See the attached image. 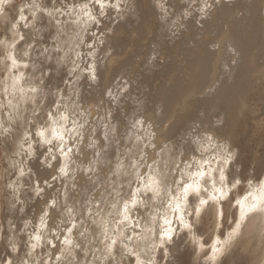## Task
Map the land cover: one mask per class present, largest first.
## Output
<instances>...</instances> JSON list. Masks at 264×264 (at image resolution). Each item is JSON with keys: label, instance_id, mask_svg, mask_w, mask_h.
Returning <instances> with one entry per match:
<instances>
[{"label": "bare ground", "instance_id": "obj_1", "mask_svg": "<svg viewBox=\"0 0 264 264\" xmlns=\"http://www.w3.org/2000/svg\"><path fill=\"white\" fill-rule=\"evenodd\" d=\"M129 1L131 6L127 5ZM116 2L117 0H104V3L108 6L103 9V15L100 14L101 9L95 3V0H55V3H52V0H22L21 4L17 2L11 5L7 4V6L0 4V8L4 9V14L0 18L4 24V27L0 29V40L10 42L13 39V31L10 27L12 23H15L17 30L25 36V40L17 45L18 49H24V46L30 44L33 41L32 38L41 33L42 29L49 30L54 42L48 43L45 49L59 48L60 51L53 52L48 50L45 53L44 49H39L37 54L41 55L44 61H52L51 68L60 74V80L66 78L67 84L59 85L64 87L60 96L69 98V105H71V103H76L79 89L83 87L82 90L90 94L89 97H98V101L102 103L99 119L93 123L91 132L87 135H81L77 132V127L79 125L82 126L85 120L84 117H80L79 114L71 116L73 112L72 108L68 107L69 102L56 100L57 96L51 100V105L50 103L46 105L44 111L40 113L41 115L38 117L29 116L32 112L31 110L36 107L34 106L36 104L34 97L39 93H31L27 89L29 87H37L39 90L43 89V85L40 82L44 80V75L36 80H31L30 77V80L23 79L17 84L16 88H13L12 80L9 77L18 76L20 73L26 76L27 71L24 67H20L14 72H9L6 68L7 62L2 54L3 50L0 49V132H2L3 127L11 129V140H1L4 142L2 144H5L2 148L9 165V173L5 178L4 192L5 211L8 217L14 211L19 212L25 208V202L17 205L19 200L27 202L32 200L34 202V198L38 195L42 196L41 199L38 198L35 205L31 206H38L37 212L32 217V222L30 224L22 223L18 228L16 227L17 230H23V237L16 236L15 232L6 233L3 242L7 243L10 250L6 249L8 252L0 255V264H4V261L9 259L12 260V264H16L14 261L18 260L19 256L12 254L11 251L13 250V245H19L20 239L24 243L21 244L20 242V244L25 247V250L31 252V255H28L29 258L35 254L30 247L32 243H35L31 237L39 231L42 236L39 246L43 245V240L46 239L44 234L47 229L40 228L41 216L47 211L48 216L46 218L62 219L61 212L57 211L58 209L55 210L56 207H51L53 199H55L56 205L57 201L63 205L64 203L67 204L66 201H69L70 195L68 194V189H66L67 181L72 178L74 172L80 166L83 177L88 176L89 169H96L97 163L109 164V174L113 175L110 180L114 182L116 192H120L122 189V195H114L115 198H106L107 192H105L100 196L101 199H95V203L98 202L100 204V209L106 205L105 210L102 209L104 213L101 211V217L95 216V213L100 210L96 207H92V214L85 215L84 212L88 211L87 206L79 215L74 210V214L71 213L72 216H64V224L60 227V229L63 228L64 230L58 229L57 234L50 236L49 240L55 244V247H52L49 243L45 244L47 246L44 248V254L50 257L51 263L66 264L65 261L70 259L69 256H73V258L75 256L77 264L109 263L106 261L111 257L108 259H105V257L107 255L106 245L110 241L105 240L104 221H113V223L107 225L109 236H119L120 232L124 231L122 229L123 226H120L119 230H117L118 226L114 221L120 219V217L116 216V210L111 205L118 200L129 199L130 192L137 187L132 175L135 169L130 167L133 161L137 162L134 156L132 154L129 155L128 160L131 159V161L127 160V164L122 162V156H120L119 161L125 167L117 173V158L114 157L109 160L106 157L107 152L104 150L109 145L111 139L109 136L113 134L111 131L114 132L115 130L114 126L111 127L112 122H110L108 114L112 108L110 106L112 105L111 103L119 100L117 96H120V89H117L116 86L122 85L125 89L127 85L121 82L114 85L115 72L123 71L131 74L128 82L130 89L126 96L127 98L128 96H136L134 99L138 100V94L136 93L137 95H135L134 93V83L141 79L140 84L143 85V82L147 84L150 79L154 80L157 73L161 72L157 70L155 74H150L149 70L153 66L159 68L162 65L167 70L165 75H161L163 78L154 89L155 94L153 93V100L155 104L158 103L159 105L155 106L154 111L147 116L137 115L134 121L137 118L144 119L143 124L133 127L135 122H132L131 128H126L125 134L122 133L124 135L121 145L128 147L133 152L141 149V153H143L142 144L145 142L148 143V146H157L160 139L161 142L166 139L162 140L161 137L166 136L167 140L172 139L180 133L188 113L194 108L204 105L202 99L213 94L214 99L212 102H208L211 104L208 106H211L212 109H218L221 108L219 104H223L226 116L221 125L216 127L207 125L208 128L204 129V136L194 135L191 137L189 142L191 148L189 146L187 148V162L193 164V168L190 171L196 168L195 161L192 160L193 156L196 161L210 159L213 161L210 166L216 167L215 161L223 153V149L220 146L225 145L235 156L230 169L232 172V167L239 164L240 153H243L241 146L244 148L246 145L244 138L248 133H251L252 128L260 126L261 138H259L260 146L258 145V148L261 150V154H251V159L253 164H256V169L254 177L250 176L249 179L253 180V186L256 185L258 179L264 180V0H206L207 4L211 5L210 8H205V0H120L121 10L119 12L110 6ZM84 4H88V9H81V5ZM21 8H24L23 14L25 16L30 15L24 21L19 19ZM57 8L60 9V12L55 11ZM202 8H204L203 12L201 11ZM130 9H134L131 14L129 13ZM49 11L52 12L51 16L48 15ZM84 11H90L98 22L89 20L84 15ZM32 12L36 13L35 17L32 16ZM30 19L34 20L35 26L32 28L30 26L31 29L26 30L23 25L25 23L28 24ZM120 19L121 21H119ZM57 21H59V24L56 23ZM34 29L36 30L34 31L35 33L31 31ZM40 45L41 43L38 46L40 47ZM149 52H152L153 55L160 54L162 58L158 56L160 59L149 63ZM77 53H79V56H77ZM31 56H33V51L30 50V57L24 58L22 63L30 64L33 61ZM49 67H45L44 71ZM90 68H94L95 79L90 75ZM217 68H219L218 72L216 71ZM61 69L65 73H61ZM135 72H138L139 75L136 76ZM74 78L77 79L75 80V86L68 84ZM157 78L159 77L157 76ZM156 81L155 83H157ZM21 87L25 89L24 94H21L18 90ZM5 88L8 89L7 92H5ZM225 88L226 92L221 91ZM134 99L132 100L134 104L140 101H135ZM9 100H11L15 109L8 106ZM54 101L60 104L58 110ZM143 105L140 103L134 105V107L141 110L140 108ZM49 111L53 113V117L56 119H58V112L69 117L66 122L65 140L67 141V147H71L73 151L66 158L60 157L57 149L53 146V152L58 157L56 161H46V146L40 147L34 144L35 155L33 157L28 156L27 143H24L22 149L19 148V143L25 130L31 134L32 141L39 139L34 133L38 126L47 127L50 124L47 117ZM26 112L27 115L25 117L24 114ZM9 114L13 116L11 122L8 120ZM25 119H31L33 122L26 125ZM105 124H107V127H105ZM148 124L152 128H149ZM154 125L159 126L153 129ZM80 131L82 132V129ZM154 132L155 135H153ZM106 133L107 139H105ZM109 133L111 134L109 135ZM208 135L213 138L211 143L203 139ZM137 137L141 138L142 141L137 140ZM194 137L202 139V145L192 143ZM156 150V153L150 154L146 160L138 161L141 165L139 168L141 175L147 173V166L153 164L156 160L170 161L168 150H164L163 154L157 153ZM145 151L148 153V149H145ZM195 151L196 153H193ZM16 152L20 154L16 155ZM98 152L100 155H96ZM41 153H44V155H41ZM79 154L80 156L82 155L83 162L77 166L76 160ZM48 162L52 164L51 168L47 167ZM61 165L65 166L66 174L59 173L58 168ZM159 167L163 169V163ZM183 167L184 164L181 165V169ZM205 167L207 168L209 165H205ZM20 169H23L24 172L29 170V180L25 179L24 176H20ZM34 171L36 172V178L32 176L35 174ZM173 171H176V173L170 175V180H175L180 175L178 170ZM69 172H72V174H69ZM124 172H127L128 175L121 174ZM232 174L238 175L237 173ZM54 176L56 179H53ZM83 177L78 178H81L80 182L86 183ZM45 180H47V184L44 183ZM130 182L131 187H129ZM37 183L43 189L42 193L37 194ZM51 184L52 186L50 187L49 185ZM24 185L29 186L31 191H25L26 193L21 195L22 190L20 189ZM121 185L122 188H119ZM245 190H250L247 184L242 185L235 192V195L243 196ZM148 200L150 201L148 209H141L137 212L135 209L131 213V218L135 217L137 220L135 225L139 228V230L136 229V232L139 233V240L130 242L129 246L135 247L142 258H150L154 264H157L155 262L156 258L153 256L156 253L154 250H157V248L153 249L151 233L146 230L142 231V229L152 227L150 218L163 215L165 208L151 198H148ZM15 204L17 205L16 209L14 208ZM208 210V217L212 218H208L212 220L211 229L207 230L208 226L206 227V225L208 223L204 224L207 228H204L205 230L203 227L200 228L194 225L191 232L184 234V238L181 236V238L177 239L178 246H174L171 249L173 254L169 256L166 264H175L181 261L186 252L193 259L194 264H218L220 253L216 254L217 259L215 261L211 259L213 245L219 239L221 241L220 247L225 248L223 241L230 232L225 229L224 235L221 236L219 233L221 223L216 217L215 206ZM226 210L229 212L231 220L234 212L236 217H239L238 211L230 207L226 208ZM147 211L148 213H146ZM109 213H112V215L109 216ZM169 217L171 218L170 212ZM204 218L203 220L206 221L207 217ZM80 220L86 224L85 228H83L86 231L85 233L88 232L86 237L91 241L97 239V245L92 246L93 250L92 248L86 249L87 253H85L88 256H81L83 261L81 258L79 259L74 250V248L81 245L80 238L77 235L83 230L75 231L74 233H68L67 231V228L71 227L72 223H77ZM94 220L96 221L95 224L93 223ZM49 227L51 231L54 229L50 225ZM233 227L235 225L230 224L229 230L232 231ZM17 230L15 231L17 232ZM124 232L125 235H129L132 229L128 228ZM204 233L207 234L206 238L203 240L199 239ZM66 237L73 240L72 245H68L69 247L62 243ZM186 238L190 242L187 246H182L183 240ZM156 243H158V238ZM209 243L210 248L204 249V245ZM234 245L238 247L237 253L242 256L247 264L249 262L250 264H264V213L250 215L241 227L239 236L234 238L227 247L229 249ZM95 248L98 251H94ZM64 250L65 252H63ZM69 252L72 255H69ZM150 254H152V257H150ZM57 256H60L61 259L57 260ZM21 257H19V261ZM118 258H120L119 254ZM22 261L23 258H21ZM28 262H31V260H28ZM121 264H128V258H124Z\"/></svg>", "mask_w": 264, "mask_h": 264}, {"label": "rangeland", "instance_id": "obj_2", "mask_svg": "<svg viewBox=\"0 0 264 264\" xmlns=\"http://www.w3.org/2000/svg\"><path fill=\"white\" fill-rule=\"evenodd\" d=\"M14 2L15 3L17 2V3L21 4L22 0H14V1L11 0L9 3H6L5 5L6 6H7V4L11 5ZM52 3H55V0H52ZM127 5L131 6L130 1L127 3ZM25 8H27V7H25ZM136 10H137V8H136ZM39 12H42V11H39ZM43 12H45V11H43ZM133 12H134V9H130L129 10L130 14L133 13ZM3 14H4V12L0 13V18H1V16ZM29 16L27 15L26 17L28 18ZM125 17H126V15H125ZM119 21H121V19ZM28 25H29V27L25 28L26 30L27 29L29 30L33 26H35L34 20L30 19L28 21ZM30 26H31V28H30ZM3 27H4V24L1 22V19H0V29L3 28ZM31 31L33 33H35L34 31H36V30L34 29V30H31ZM94 34H95V32H94ZM32 39H33V41L30 44H32L31 51H33V56H31V58H32L33 61H31L30 64H28L29 65L28 68H25L26 71H27V74H26V76L24 75V79H29V77H30L31 80H34V79L36 80V79H39L40 77H42L44 75V80H43V82H40V84L43 85V89H41V90L38 89L37 92L39 94L36 97H34V99L36 100V104L34 106H36V107L31 110L32 112L29 114V116L38 117L39 115H41L40 113H42V111H44V108L46 107V105H49L51 100L55 96H57L56 100H65V101L69 102L68 103V107L70 109L72 108L71 110L73 112L71 116H74V114L75 115L79 114L80 117H84L85 120H84L82 126L79 125L77 127V130H78L77 132H79L81 135L82 134H84V135L89 134L91 132V128L93 126V123L99 119V112L101 110L100 106L102 105V103L98 101V97H95V96L89 97L90 94L85 93L82 90V88H83L82 87L81 89H79V93H78L77 98H76V103H71V105H69L70 104L69 98H63V97L60 96L61 92L64 89V87H61V86L67 84L66 78L60 80V74L51 68V62L52 61L51 60L44 61V59H42V56L37 54V51L39 49H45V47L47 48L48 43L54 42V40H52V34L49 32V30L42 29L41 33H39L37 36H34ZM22 42L23 41H21L20 43H22ZM40 43H41V45H40L41 48L38 46ZM26 47H27V45L24 46V48H26ZM55 49L48 48L49 51L52 50L53 52L55 51ZM55 52H57V51H55ZM158 56L160 58H162V55H160V54L153 55L152 52H149V56H148V58H150V62L149 63H152L156 59H160ZM138 60H139V58H138ZM161 66L159 68H155L153 66L149 70L150 74H152V75L155 74L157 70H158V72H161V73H157V76L159 78H157V76H155L157 81L154 78V80L157 83H155V81L153 79L152 80L150 79L147 82V84H144V82H143V85L140 84L141 79H139L138 81H136V83H134V85H133L134 93H135V95L138 94V98H139L138 100H140V101L134 99L136 96L135 97L134 96L133 97L132 96L131 97L128 96V98L126 96V93L128 94V91L130 89V85L128 84V82H129V78H130L131 74H129V73L127 74V72H123V71L122 72H118V73L115 72V74H114V78H115L114 85L117 84V83H120V82L121 83H126L127 85L125 86V89L123 88L122 85L116 86L117 89H120L119 90L120 96L119 95H118L119 97L117 96V98H119V100H117L118 103L117 102H113V103H111L112 105H110L112 108H111L109 114H111V115L108 114V117H110V120H111L110 122H112L111 123V127L114 126L115 130H114V132L111 131V133H113L114 135L109 133V135L111 134L109 136L111 139L109 141L108 147L106 149H104L107 152V156L106 157L109 160H112L114 157L115 158H117V157L119 158L120 156H122V162L126 163L128 158H129V155L132 154V156H134V158L138 162V161L142 160V157H143L144 160H146L147 157L150 154L155 152L156 149H157L156 150L157 153H159V154H163L164 150H166V151L168 150L169 156H170V160H172L173 158H175L176 160H179L181 162L180 163V167H181V165H183L184 162L188 160L187 148L189 146V142H190L191 137L194 136V135L204 136V134H205L204 129L206 127L208 128V126H210V125L212 127H216V126L221 125L223 123V121L225 119V116H226V111L224 109V105L223 104H219V105H221V108H218V109H212L211 106H208V105H211L208 102H212L213 99H214V95L212 94L211 96H209V97H207L205 99H202V103L204 105L198 106L197 108H194L193 110H191L188 113L186 119L184 120L183 127H182L180 133L177 136L173 137L172 139H168L167 140L166 136L165 137H161L162 140H164V138H166V139L164 140V142H161V139H160V142H158L157 146L156 145L148 146V143L145 142L144 144H142V150H144L143 153H141V149H137L136 151L133 152L128 147H126L124 145H121V141L123 140V135L125 134V129L126 128L128 129L129 127L131 128V126H132L131 123L135 122L137 119L141 120L140 118H137L134 121V119L137 117V115H140L142 117L143 116H147V115L151 114L154 111L155 106L157 107L159 105L158 103L155 104V101L153 100V97H154L153 95L155 94L154 89L161 82V80L163 78V76L161 77V75H165L167 73V70H165V68L163 66H162L163 67L162 68ZM45 67H49V68L44 71ZM132 71H133V68H132ZM216 71L218 72L219 68H217ZM60 72L61 73L62 72L65 73L64 70H62ZM145 73H147V72H145ZM134 74L136 76L139 75L138 72H135ZM144 78L148 79L147 77H144ZM75 80H77V79L76 78L72 79L71 83L69 82L68 84H71L72 86H75V84H76ZM78 82H82V81H78ZM59 85H61V86H59ZM58 86H59V88H58ZM57 88H58V90L59 89L60 90L58 91ZM141 89H142V91H140ZM121 91L123 93L124 92L125 93L123 94ZM221 91H223V92L225 91L226 92V88L221 90ZM139 94H140V96H139ZM143 96H144V99H143ZM99 97H101V96H99ZM140 97H141V99H140ZM117 98H115V99H117ZM133 99L135 101H138V102H136V104H134V102L132 101ZM139 102L142 103V105L144 104L142 106V108H140L141 110H138V109H136V107H134V105L140 104ZM50 105H51V103H50ZM73 108H74V110H73ZM34 111L37 113L36 116L33 115ZM26 115H27V112L24 114V116L26 117ZM16 121H18V120H16ZM141 121H144V119H142ZM29 122L32 123L33 121L31 119L30 120L29 119H25V124L26 125L31 124ZM157 126H159V125H157ZM157 126L154 125L153 129L155 127H157ZM105 127H107V124H105ZM148 127L152 128L150 124H148ZM259 127L258 128L255 127L256 129L252 128L251 129V133H248V135H247L248 137L246 136L244 138V140L246 141V145H245L246 148H245V146H244V148H243V146H241V149H243V151H242L243 153H240V156L242 158L239 157L240 158L239 161H238L239 164H236V165H234L232 167V173H237L238 176H243V177H246L247 179H249L250 176L254 177L255 169H256V164L255 165L253 164L252 159H251L252 158L251 154H256V155H260L261 154V150H259V148H258L259 141H260L259 138H261ZM80 129H82V132L80 131ZM118 129H120V130H118ZM108 132H110V131H108ZM117 132H118V136H117ZM122 133H124V134H122ZM153 135H155V132L153 133ZM10 137H11L10 133H8L6 135L5 134H1L0 135V255H4L6 252H8L7 250H10V247L7 246V243L3 242L5 237H6V233L7 232H15L16 236L23 237V235H24L23 230L22 229L17 230V228L22 223L23 224L24 223H29L30 224L32 222V217H34L35 213L37 212L38 206L37 207H31V206H33V205H35V203H37L38 198H40V199L42 198V196L38 195L36 198H34V202L32 200H30L28 202L27 201H23V200L22 201L19 200L17 205H19V203H24L25 202V208H23L19 212L14 211V213L9 215V217H8L7 212L5 211V204H4L5 203V201H4L5 200V198H4L5 194H4V192H5V182H6L5 178H6V176L9 173V165L7 164L8 161H7V158H5L6 154L3 152V148H2V147L5 146V144L3 145L2 143H4V142H2L1 140L3 139L5 141H10L11 140ZM120 137H122V138H120ZM140 139H139V141H142V139L141 140ZM165 141H167V142L165 143ZM219 145H221V144H219ZM131 149H133V148H131ZM145 149L146 150L148 149V153L145 151ZM177 149H179L180 151L184 152V155L183 156H175L174 154L176 153ZM246 149H248V150H246ZM190 152H192V151H190ZM193 153H196V151L193 152ZM197 153H199V152L197 151ZM128 161H131V159H129ZM156 161H160L161 163L163 162L161 160H156ZM76 162H77L76 163L77 166L81 165L80 163L83 162L82 155L80 156V154H79V157H77ZM108 165L109 164H105V163L104 164L103 163H100V164L97 163L96 164L97 168L92 170V172L90 171L91 173L88 171V176H86V177H83V175H82L83 173H82V170H81V166L79 167V169H76V171H75L76 173L74 172V175L72 176V178H70L67 181V185H66L67 188L65 187L69 191L68 194H70L69 195V201L68 202L66 201L67 204L64 203V205L60 204V202L57 201V205L58 206L57 205L55 206L56 207L55 210L58 209L57 211L61 212L62 219H59V220H58V218H56L55 220L54 219H49V218L45 219L46 229L47 230H46L44 235H45L46 239L43 240V242H44L43 245L37 247L34 250L32 249V251L35 252V254L31 257L32 259L29 258V256H28L29 252H27L25 250V247L23 245H21V244H24L23 242H21V239L19 241V245L15 246V250H12L11 253L16 255V256H19V257L22 256L21 258H23V261H27L28 262V260H31V262H28V264H43V263H46V264H61V263H56V262L55 263H51L50 257H47L46 254H44V248L47 246V245L45 246V244L48 243V241L50 239V236L54 235V233L57 234L58 233V229H60L61 225L64 224L63 223L64 219H65L64 216L69 215L67 213V211H66L68 206L72 208V210H73L72 214H74V212L76 211V213L79 215V214H81L82 211L85 210L86 206H87V208H89V205H88L89 201H93L94 202L92 207H95L94 206L95 204H99L98 202L95 203V199L96 198L99 199L100 196L102 194H104L105 192H107V194H106L107 197L106 198H115L116 191H113V188L115 187V184H114V182H112L110 180L113 177V175L109 174ZM173 170H175V169H173ZM173 173L175 174L176 171H173ZM69 174H72V172H69ZM28 175H30L29 170L26 171L25 175H24V178L29 180V178H28L29 176ZM32 176L34 178H36V172ZM78 177H81V178L83 177L85 179L86 183L80 182L81 178L79 179ZM105 181H106V183H105ZM108 181H109V183H108ZM111 184H113V185H111ZM246 184H247V180H245L243 186L246 185ZM51 186H52V184L50 185V187ZM110 187H111V189H110ZM119 188H122V185L119 186ZM106 189H108V190H106ZM20 190H22L21 191V195L23 193L28 192L29 190L31 191L30 187L26 186V185L21 187ZM110 190H112V191H110ZM109 193H111V195ZM119 195H122V189L119 192ZM149 202L150 201L148 200V198H146L145 205L144 206H138L136 208V212L141 210V209H143V210H146V208L148 209ZM17 205L16 204L14 205L15 209H16ZM78 206H80V207H78ZM105 208H106V205L104 206V208H101L99 210V212L101 213V211H102V213H104L103 210H105ZM208 211L209 210H206L203 213L201 218L195 220L194 225H196L197 227H200V228L203 227V229L204 228L205 229L208 228L207 230H210L211 227H212V222H211L212 218L208 217V214H207ZM225 211H226V214H227V219L220 225L219 233H221V231H223V233H224L225 229L228 232H231L229 230L230 229V223L229 222L231 221V218H229V212H227L226 209H225ZM84 213H85V215H89L88 211H85ZM102 213L99 214V215H97V213H95V216L101 217ZM146 213H148V211ZM72 214H71V216H72ZM91 214H92V211H91ZM203 216L207 217L206 218L207 222L205 220H203V218H204ZM208 218H211V219H208ZM209 220H210V222H208ZM136 221H137L136 218L132 217L131 221H130L131 225H135ZM48 224L51 226L52 229L54 228L52 231L49 229L50 227H49ZM76 224H77L79 229L77 227H76L77 229L74 228L73 231H72L73 233L75 231L83 230V228H85L84 226L86 225L81 220L78 221ZM204 224H207L206 227L207 226L208 227L206 228L204 226ZM128 228H131V227L129 226ZM122 229L125 231L124 226H123ZM136 229L139 230V228L137 226H136ZM15 230H17V232ZM60 230L63 231L64 229L61 228ZM85 232H86L85 230L80 232V233H84V235H85V236H82V237H81L80 233H78L77 236H79V238H80L81 245H79L78 247L74 248V250L76 251L77 256L79 257V259L81 258L82 261H83V259H82L83 257H81L82 255L83 256H85V255L88 256V254H86L87 253L86 249H88V248L91 249L93 245H95V244L97 245V241H96L97 239L94 240V241L93 240L91 241L88 237H86L88 232L87 233H85ZM186 232L187 231L183 230V229L179 230V235L177 236V239L181 238V236L183 237ZM245 233H247V231H245ZM138 235H139V233H138ZM138 235L135 238V240H133V241L139 240L138 239L139 238ZM206 236H207V234L204 233L203 236L199 237V239L203 240L204 238H206ZM73 237H74V235H73ZM81 238H82V240H81ZM20 242H21V244H20ZM189 242H190L189 239H187V238L184 239L183 243H182V246H187V244ZM5 246H7V247H5ZM66 246L69 247L68 245H66ZM234 246H236V245H234ZM234 246H231V248H229V249H228V247L225 248V251H226V254H227V262H226V264H247L246 261L242 258V256H240V254L237 253V248L238 247L237 246L234 247ZM232 247H234L236 249H234ZM208 248H210V243L207 244V245L206 244L204 245V249H208ZM92 250H93V248H92ZM94 251H98V250L95 248ZM154 251H156V253L153 256L156 258L155 262L157 264H166L168 262V258H169L170 255L168 257L164 258V259H161V255L162 254L158 250V248H157V250H154ZM230 251H234V252H230ZM63 252H65V250ZM19 257H18V260L14 261V263H16V264H20L21 263L22 264L21 258H20V261H19ZM69 257H70L69 260H71V261H69V260L67 261L66 260L65 261L66 264H70V263L71 264H77L75 262V261H77L75 259L76 258L75 256H74V258H73V256H69ZM150 257H152V254H150ZM124 258H127V256H125ZM222 259H223V256L220 255V258L218 260V264H221V260ZM117 261H118V264H121L122 261H123L120 258H118V254H117ZM106 262H109L108 264H114L113 260L111 258H109ZM175 264H194V263H193V259L186 252L184 254V257L181 258V261H179V262H177ZM249 264H250V262H249Z\"/></svg>", "mask_w": 264, "mask_h": 264}, {"label": "snow or ice", "instance_id": "obj_3", "mask_svg": "<svg viewBox=\"0 0 264 264\" xmlns=\"http://www.w3.org/2000/svg\"><path fill=\"white\" fill-rule=\"evenodd\" d=\"M10 0H0V4L9 3ZM95 3L99 5L101 9V15L104 14L103 9L107 7L104 3V0H95ZM35 6V5H33ZM115 8L117 12L121 10L120 0H117L115 4L110 5ZM211 5L207 4L205 0V8H210ZM81 9H88V4L81 5ZM4 9L0 8V13H2ZM56 12H60V9H55ZM204 11V8L201 9ZM24 8L20 9V21H24L27 17L23 14ZM36 13L32 12V16L35 17ZM48 15L51 16L52 12H48ZM84 15L94 22L96 21V17L91 14L90 11H84ZM59 24V21L56 22ZM11 29L13 31V39L8 42L5 40H0V49H2V54L6 63V68L9 72H14L20 67L28 68V63H22L24 58L30 57V50L32 48V44H28L24 49H18L17 45L25 40V36L21 34L17 30V25L15 23L11 24ZM24 28H28L29 25L25 23L23 25ZM55 51H60L59 48L55 49ZM44 52H48V49H44ZM79 56V53H77ZM90 75L93 79H95L94 68H90ZM12 80V87L16 88L17 84L21 80L24 79V74L20 73L18 76H10ZM43 82V80H41ZM21 94L25 93L24 88L18 89ZM8 89L5 88V92ZM28 92L36 93L38 91L37 87H29L27 89ZM56 104L57 110L60 105L58 102L54 101ZM8 106L15 109V106L12 105L11 100L8 101ZM33 115L36 116L37 113L34 111ZM111 115V114H109ZM48 120L50 124L47 127L38 126L34 135L39 139L36 141H32L31 134L25 130L22 135V140L19 143V148H23L24 143L28 144V156L33 157L35 155L34 144L39 145L40 147L46 146L47 156L45 157L46 161H56L58 159L56 153L53 152V146L57 149L60 157H67L69 153L73 151L71 147H67V141L65 140V128L66 122L69 120L67 115L58 112V119L53 117V113L49 111L47 113ZM8 120L11 122L13 120L12 114L8 115ZM31 123V122H29ZM75 123V122H74ZM143 124V121L136 120L133 127L136 125ZM11 129L9 127H3L2 132L0 134H8ZM82 139V137H80ZM107 133L105 134V139H107ZM207 140L209 143L212 142L213 138L211 135H208L203 138ZM139 140V137H137ZM55 142V144H54ZM192 143L196 145H202V139L193 138ZM166 147V146H165ZM223 149V153L220 155V158L215 161L216 167H211L212 160L203 159L201 161H196L195 157H192V160L195 161L196 168L195 170L190 171L193 168V164L187 161L184 162V167L181 169L180 161L173 158L170 161H163V169L159 167L160 161H154L153 164L148 165V172L141 175L139 172V168L141 167L139 162L133 161L130 167L135 169L132 173L134 179L137 183V187L130 192L129 199L123 201H116L111 205L113 209L116 210V216L120 217V219L115 220L117 230H119L120 226L125 227V231L127 227H131L132 232L129 235H125L124 231L120 232L119 236H109V229L107 227L108 224L113 223L112 220H105V228H104V236L105 240H109L110 243L106 245L107 255L105 259L111 257L114 264H118L117 254H119L120 259L123 260L125 255L128 258V264H154L153 260L148 258H142L140 253L136 251L135 247H130L129 243L132 242L138 235L136 232V226L131 225V213L138 207L144 206L146 203V198H151L153 201H156L162 204L165 208V212L160 216H152L151 225L152 227L142 229V231L146 230L151 233L153 238V249L158 248L161 252V259L168 257L173 254L171 249L177 245V236L179 235V230L183 229L187 232H191L193 230L194 222L196 219L202 217L203 213L215 206V214L219 222L222 224L227 219V214L225 209L232 208L239 213V217H236L235 212L233 213V218L229 222L230 224H234L232 231L228 234L227 238L223 241L225 248L231 243V241L238 237L240 234V229L246 220L250 217L251 214L256 213H264V180H257L255 186H253V180L247 179L243 176H238L232 174L231 166L234 162L235 156L232 152H230L225 145L220 146ZM191 148V145H189ZM19 155V152L15 153ZM44 155V153H41ZM96 155H100V153H96ZM175 156H183L184 152L177 149ZM143 159V157H142ZM205 165H209V167H205ZM47 167L51 168L52 164L50 162L47 163ZM122 162L119 161L117 157V173L119 170L124 168ZM173 169L178 170L180 175L175 180H170V175L173 173ZM92 169H89L91 171ZM59 173L66 174L65 166L61 165L58 168ZM114 173V174H117ZM20 176L23 177L25 172L23 169H20ZM122 175H128L127 172L121 173ZM53 179H56L54 176ZM245 180H247L248 189L245 190V194L243 196H236L235 192L241 188L244 184ZM47 184V180L44 181ZM50 186V185H49ZM174 186V187H173ZM129 187H131V182L129 183ZM37 194L43 191L42 188L39 187L37 183L36 186ZM113 191H116L113 188ZM111 195V193H109ZM116 195L119 196V192H116ZM94 202L89 201L88 205V213L91 214V209ZM56 206V201L53 199L51 207ZM98 210L100 209L99 204L94 205ZM72 208H67V213L71 215ZM169 212L171 213V218L169 217ZM100 212L97 211V215ZM109 216L112 213L108 214ZM48 216V212L45 211L43 216H41L40 228H46L45 218ZM95 224L96 221L94 220ZM138 223V222H137ZM77 227L76 223H72L71 227L67 228L68 233H71L74 228ZM55 235V233H54ZM81 236L84 233H80ZM221 236L224 235L223 231L220 233ZM158 238V243H156V239ZM35 241L30 245L31 249H36L42 240V236L39 231L36 235L31 237ZM48 243L55 247V244L52 243L51 240ZM65 245H71L73 241L68 239L67 237L62 241ZM221 241L217 239L213 245V255L211 259L215 261L217 259V253H220L223 256L221 260V264H226L227 262V254L225 248L220 247ZM78 247V246H77ZM13 250H15V245H13ZM72 255L71 252L68 253ZM31 255V252L28 253ZM61 257L57 256V260H60ZM4 264H12L11 260L4 261ZM22 264H28L27 261H22Z\"/></svg>", "mask_w": 264, "mask_h": 264}]
</instances>
